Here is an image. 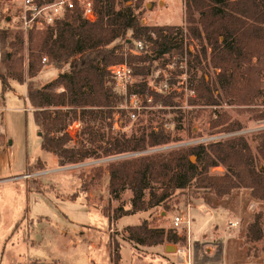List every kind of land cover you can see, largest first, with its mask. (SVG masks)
I'll return each instance as SVG.
<instances>
[{
  "label": "trees",
  "instance_id": "obj_1",
  "mask_svg": "<svg viewBox=\"0 0 264 264\" xmlns=\"http://www.w3.org/2000/svg\"><path fill=\"white\" fill-rule=\"evenodd\" d=\"M141 7L142 0H95L94 21L75 9L43 30L25 33L21 29L0 28V65L4 68L0 70V97L11 90L10 79L27 86L26 97L41 133L42 148L53 153L60 165L122 153L136 154L111 161L106 167L97 166L82 177L83 191H88L106 172L110 176L111 198H118L126 187L132 191L129 207L119 205L112 211L108 207L105 214L109 227L117 225L124 216L170 207L178 190L189 189L194 197H204L206 193L224 197L245 187L253 198L264 201V130L255 135L257 154L243 134L171 149L165 154H138L170 143L171 135L158 126L140 125L131 134L114 132L111 128L107 133L91 128L99 115L113 119V107L122 99L109 84V67L127 62L136 69V74L147 75L153 62L166 54L173 57L176 53L181 56L180 61H191L196 55L185 48V30L192 38L208 44L209 52L202 46L203 55L217 70L214 83L204 74L199 77L195 90L201 96L211 104L217 101L216 89L223 92L229 103L250 105L263 98L264 0H185V27L146 25L138 12ZM136 41L146 42L143 50L138 51ZM147 42H152L153 47L149 49ZM186 54L188 57L184 59ZM43 57L58 69V74L41 85L38 75L45 65ZM132 90L144 93L146 99H158L144 81ZM258 118H264V111ZM220 119L214 124L223 125V133L243 128L230 117ZM75 121L87 123L88 136L78 132L71 135L69 126ZM217 166H223L225 171L213 172ZM73 196L77 197L78 191ZM262 218L263 213L259 212L248 225V242L264 241ZM127 232V239L135 246H157L179 240L165 228L151 226L147 219L128 225ZM109 244L111 258L118 264L124 243L111 232Z\"/></svg>",
  "mask_w": 264,
  "mask_h": 264
},
{
  "label": "rangeland",
  "instance_id": "obj_2",
  "mask_svg": "<svg viewBox=\"0 0 264 264\" xmlns=\"http://www.w3.org/2000/svg\"><path fill=\"white\" fill-rule=\"evenodd\" d=\"M21 4L22 0H0V28L18 29ZM138 12L146 25L186 26L185 0H142ZM183 41L185 48L196 55L191 61H180L181 56L176 53L173 57L166 54L153 62L149 74L135 73L138 84L144 81L158 95L139 118L132 119L120 100L113 107V119L99 115L91 128L105 133L111 128L114 132L131 134L140 125L158 126L171 135L170 143L150 147L141 154H165L171 149L237 134L245 135L257 154L255 135L264 130V118H258L264 111V97L250 105L235 104L229 103L223 92L216 89V103L208 102L195 86L202 74L211 83L217 76V70L203 55L202 46L207 52L209 46L192 38L187 30ZM147 45L149 49L153 47L152 42ZM25 53L27 72V48ZM187 57L184 55V59ZM0 70H4L1 65ZM57 74L58 69L46 61L38 75L40 84ZM166 78L171 88L165 92L156 90L154 87L159 88ZM10 86L5 97H0V264H115L110 255L111 232L124 243L118 264H264V241L246 240L248 225L259 212L263 213L264 228V201L253 198L245 187L224 197L214 193L194 197L189 189L178 190L170 207L160 206L124 216L118 226L109 227L105 214L108 207L111 211L119 205L129 207L132 191L126 187L118 198H111L107 172L88 191H83L82 177L97 166L106 167L111 161L136 154L122 153L60 165L53 153L42 148L33 108L26 97L27 86L14 79H10ZM62 90L60 87L59 91ZM224 117L239 121L243 128L221 132L223 125L214 122ZM86 127V122L79 121L71 134L75 136L78 132L86 137ZM212 171L222 173L225 168L217 166ZM76 191L77 197L73 196ZM145 197H149V189ZM176 216L183 218L179 226L174 224ZM144 219L153 227L176 234L179 240L157 246H135L127 239V226ZM188 219L190 224L186 222ZM84 235L86 239H80ZM167 246L170 248L166 249Z\"/></svg>",
  "mask_w": 264,
  "mask_h": 264
},
{
  "label": "built area",
  "instance_id": "obj_3",
  "mask_svg": "<svg viewBox=\"0 0 264 264\" xmlns=\"http://www.w3.org/2000/svg\"><path fill=\"white\" fill-rule=\"evenodd\" d=\"M20 9L21 12L17 17L19 21L18 29L23 30L25 33L30 30H43L54 26L67 12L75 9H79L89 21L97 19L95 0H22ZM135 44L138 51L143 50L144 44L142 41H136ZM47 60V57H43V62ZM109 71L111 76L109 84L122 97V108L127 111L132 119L136 120L144 109L151 106L152 97L146 99L144 93L132 90L137 84L135 81L136 74L133 67L127 62L112 65L109 67ZM154 88L165 92L171 88V85L166 78L159 88ZM77 123L75 121L69 126L70 133H72V129ZM165 126L169 128V125ZM182 222L183 218L181 216L175 217V226H179ZM186 222L190 224L191 221L188 219Z\"/></svg>",
  "mask_w": 264,
  "mask_h": 264
},
{
  "label": "crops",
  "instance_id": "obj_4",
  "mask_svg": "<svg viewBox=\"0 0 264 264\" xmlns=\"http://www.w3.org/2000/svg\"><path fill=\"white\" fill-rule=\"evenodd\" d=\"M80 224H84V225H88V226H90V224H88V223H84V222H79ZM79 224V225H80ZM83 238H80V239H82V240H85L86 239V236L84 235V236H82ZM107 242V241H106ZM92 245H93V248H95V245H94V242H92ZM63 262V261H62ZM67 264V263H66Z\"/></svg>",
  "mask_w": 264,
  "mask_h": 264
},
{
  "label": "water",
  "instance_id": "obj_5",
  "mask_svg": "<svg viewBox=\"0 0 264 264\" xmlns=\"http://www.w3.org/2000/svg\"><path fill=\"white\" fill-rule=\"evenodd\" d=\"M39 134H41V133L39 132ZM194 158H195V157H192V160H193ZM169 248H170V246H169V247H168V246L166 247V249H169Z\"/></svg>",
  "mask_w": 264,
  "mask_h": 264
}]
</instances>
